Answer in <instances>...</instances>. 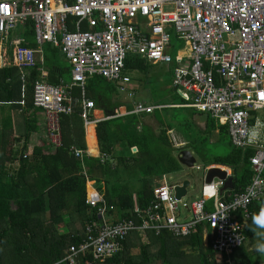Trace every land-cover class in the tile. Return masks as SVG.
<instances>
[{
    "label": "built area",
    "instance_id": "obj_1",
    "mask_svg": "<svg viewBox=\"0 0 264 264\" xmlns=\"http://www.w3.org/2000/svg\"><path fill=\"white\" fill-rule=\"evenodd\" d=\"M29 20L36 47L22 44ZM173 34L187 43L176 56L170 51ZM45 42L60 47L71 65L68 83L53 84L42 77L34 83L33 105L42 110L44 137L54 147L62 145V114H73L79 106L85 125L98 121L93 119L96 104L86 95L88 77L102 75L127 90L131 76L126 58L135 54L152 64L176 62L172 86L189 101L181 105L226 125L234 146L255 150L251 181L228 200L219 191L224 179L204 181L201 196L187 202L176 197L177 182L163 175L146 207L136 208L134 217L118 219L102 193L87 194L86 202L97 206L98 219L86 223L81 241L70 245L63 260L79 264L78 256L90 253L93 260L103 261L121 251L132 233L143 240L148 231L159 234L165 229L185 236L203 222L210 228L214 251L231 253L241 246L244 224L235 213L249 218L251 203L264 196V0H0L3 66L43 63ZM163 106L134 101L132 109L120 106L113 116L150 113ZM71 149L80 159L90 155L86 149ZM210 200L213 209L208 210ZM182 211L191 216L183 218Z\"/></svg>",
    "mask_w": 264,
    "mask_h": 264
},
{
    "label": "trees",
    "instance_id": "obj_2",
    "mask_svg": "<svg viewBox=\"0 0 264 264\" xmlns=\"http://www.w3.org/2000/svg\"><path fill=\"white\" fill-rule=\"evenodd\" d=\"M24 35L27 38L23 45L36 46L31 20L25 25ZM43 52L46 80L53 84L62 80L68 83L71 65L61 48L46 42ZM152 65L135 54L126 58L128 70L146 71ZM40 67L37 64L0 68V103L11 104L0 129V264H68L63 258L69 253L70 245L81 241L87 222L98 219L97 206L86 202L87 179L94 181L107 204L113 206L109 212H113L114 217H134L136 208H144L153 200L157 179L182 168L177 159L181 148L173 143L169 129L179 130L187 141L185 147L197 152L198 143L210 140L214 132L227 137L229 150L223 154L210 152L206 164H223L233 169L228 184L233 193L244 190L251 181L250 157L254 148L234 146L227 126L218 124L205 112H200L206 115L205 128L195 124L196 129L190 130L186 125L193 124L192 119L180 113L183 109L195 108L181 105L189 101L173 86L177 100L156 102L154 104L165 106L150 113L113 116L120 106L132 109L133 100L117 98L116 83L102 75H92L86 81V95L109 116L96 122L102 155L93 156L97 155V150L89 149L92 155L80 159L71 149L72 146L87 149L79 106L73 114L61 115V146L54 147L44 136L39 142L36 115L39 109L33 105V90L36 79L41 77ZM170 83L172 85V79ZM19 108L23 109V119L17 134L14 123ZM150 114L162 125L159 131L143 120ZM21 140L24 141L22 147L14 149V143ZM25 153L27 156L23 157ZM109 157L116 158L117 165L113 166ZM15 160L17 167H10ZM91 188L93 186H89L88 192ZM259 206L256 205L255 217L264 213V206ZM207 209H213L211 202L207 203ZM206 225L204 222L191 234L179 237L166 229L159 234L148 231L147 242L132 233L121 251L103 261L93 260L90 253L80 254L77 260L79 264H230L225 254L221 261L210 259L213 251L203 245ZM246 261L258 264L251 259Z\"/></svg>",
    "mask_w": 264,
    "mask_h": 264
},
{
    "label": "rangeland",
    "instance_id": "obj_3",
    "mask_svg": "<svg viewBox=\"0 0 264 264\" xmlns=\"http://www.w3.org/2000/svg\"><path fill=\"white\" fill-rule=\"evenodd\" d=\"M19 30V28H18ZM172 49L170 50L174 56L178 54V50L184 51L186 50V41L177 38L174 34L172 35ZM174 45V48H173ZM172 67L173 65L170 63H158L152 65V67L146 71H141L139 69H133L129 71V75L131 76V82L128 85L127 90H120L117 88V98H120L121 100H133L134 101H143L148 103H156L159 101H169V100H177L176 98V92L175 89L171 85V79H172ZM114 83V82H113ZM115 84V83H114ZM130 92H133L134 95L132 97L129 96ZM123 110V108H121ZM39 111L42 112L41 109ZM194 111V113H192ZM43 114V113H42ZM96 116H98V112H95ZM264 118V110H262L260 114ZM180 116H186L187 118L190 117L192 119L193 124L187 123L188 128L192 131L196 129L195 124L197 127L204 129L205 128V119L206 115L201 114L199 111L195 109H183V111L180 113ZM142 117V116H141ZM146 123L151 125L154 129L159 131L162 127V125L156 120V118L153 117L152 114L146 115L143 119ZM90 130V129H89ZM88 130V132H89ZM93 130V129H92ZM168 134L170 135L173 143L175 146L180 148H188L186 146V141L184 135L177 129H169ZM40 139H42L43 135L39 134ZM204 136H202L203 138ZM88 139V135H87ZM86 140V138H85ZM87 142V141H86ZM198 147L200 148L199 152L198 150L194 148H188L192 150L193 154L196 156V162L197 164L201 165L202 167L205 166L207 162V158H209V153H219L223 154L229 150L228 145V138L223 137L219 135L217 132H214L212 135V138L210 140H203L202 142L198 143ZM88 146V142H87ZM119 147V146H118ZM117 147V148H118ZM98 152V151H96ZM97 155H102L101 151L100 154L97 153ZM110 158V157H109ZM111 160V164L117 165L118 160L116 158ZM18 163L14 162V165H11L12 167L17 166ZM184 179H189L190 184L187 187L188 193L186 197L184 198L185 201L191 202L194 199H197L201 195V186L204 180V170L203 168L200 169H192L186 165H182L181 170L173 172L169 175V180L171 181H183ZM89 183V186H91V183ZM96 185V184H95ZM88 186V188H89ZM87 194L88 189H87ZM191 214L188 211H183L182 217L189 218ZM260 228L259 226H255L253 228V231H250V235H254L259 233ZM152 249H155L156 247H151ZM135 252H137V248L134 249ZM249 251L245 247H238L234 249V251L228 255L231 259L234 261H241L244 259H251L252 262L255 260H261L262 257L258 255L248 256ZM222 253L220 252H214L212 254V258H214L215 261H219L221 259L220 255ZM245 260V261H246Z\"/></svg>",
    "mask_w": 264,
    "mask_h": 264
},
{
    "label": "crops",
    "instance_id": "obj_4",
    "mask_svg": "<svg viewBox=\"0 0 264 264\" xmlns=\"http://www.w3.org/2000/svg\"><path fill=\"white\" fill-rule=\"evenodd\" d=\"M24 32H25V30H24ZM26 37V36H25ZM27 38V37H26ZM46 43V42H45ZM44 43V44H45ZM50 43V42H49ZM43 44V45H44ZM43 45H42V49H43ZM31 47H36V46H31ZM186 49H187V43H186V47H185ZM38 56H40V54H37V57ZM43 63H44V52H43ZM43 63H37V64H40L42 67H40V70H41V77L44 79V80H46V78H47V70H46V68L45 67H43ZM36 64V65H37ZM69 64V63H68ZM171 64V63H170ZM10 65H13V64H7V65H2V63H1V61H0V68L1 67H5V66H10ZM154 65V64H153ZM172 70H173V67H172ZM130 70H128V72H129ZM171 73H172V71H171ZM40 77V78H41ZM47 81V80H46ZM9 105H11V104H2V103H0V129H1V126H2V122H1V120H2V118H3V116L4 115H7L6 113H7V110H8V107H9ZM5 107V110L4 111H2V108H4ZM38 109V108H37ZM22 111H23V109L22 108H19V109H17V113H16V118H17V121H15V123H14V130H15V132L17 133V134H19V132L21 131V128H22V125H21V121H22V119H23V117H22ZM98 112V116H96V114H95V112ZM31 112V111H30ZM200 112V111H199ZM29 113V112H28ZM32 114H30V116H31ZM36 115H37V119H38V125H39V129H38V132H37V135H39V134H41V135H43L44 136V116H43V114H42V112L41 111H38L37 113H36ZM103 117H105V114H104V112L101 110V109H98L97 107L95 108V111H94V115H93V119L95 120H102V118ZM96 122L97 121H92L91 123H94V124H92V125H90L89 127H92V129H93V131H94V139H95V142H94V144L93 145H91V144H89V142H88V139H87V135H88V128L89 127H87L88 126V124L87 125H85V138H86V141L88 142V146H87V149L86 150H88L89 151V149H92V150H97L98 151V153L100 154V147H99V143H98V138H97V134H96ZM218 123V122H217ZM90 124V123H89ZM219 124V123H218ZM42 139H40L39 138V136H38V141L40 142ZM186 141V140H185ZM87 142H86V145H87ZM187 142V141H186ZM23 143H24V141L23 140H21V141H18V142H15L14 143V149H19V148H21L22 147V145H23ZM182 149V148H181ZM180 149V150H181ZM183 149H188V148H183ZM29 150H30V147H29ZM179 150V151H180ZM190 150V149H189ZM179 151L177 152V154L179 153ZM192 151V150H191ZM90 152V151H89ZM193 153V152H192ZM90 155H92L91 153H90ZM93 156H101V155H93ZM195 156V155H194ZM196 157V156H195ZM178 159V158H177ZM15 162V161H14ZM14 162L13 163H10L9 164V166L10 167H12L11 165H14ZM15 163H18V162H15ZM182 164V163H181ZM199 165V164H197V162L195 161V163H194V165ZM183 165V164H182ZM194 165H193V167H191L192 169H194L195 167H194ZM199 166H201V165H199ZM209 166V168L211 167V166H220V167H222L223 169H226L227 170V175L228 176H231L232 175V173H233V169L230 167V166H227V165H223V164H216V163H212V164H205V167H208ZM17 166H14V168H16ZM202 167V166H201ZM203 168V167H202ZM201 170V169H200ZM204 170V169H203ZM207 171H208V169L207 170H204V180H203V182L205 181V178H206V174H207ZM84 173H85V171H84ZM86 174V173H85ZM170 174H172V173H168V174H164V175H166V178H167V180L169 181V182H173V183H175V182H177V184H182V182L183 181H171V180H169V175ZM88 178V177H87ZM214 178H216V177H214ZM162 179V178H161ZM161 179H157V184L160 182V180ZM225 180V179H224ZM87 182H90L91 183V186H93V188H94V190H98L99 191V189L95 186V183H94V181L93 180H88L87 179ZM230 182V181H229ZM229 182L227 183V184H224L223 186H221V188H220V196H222V198L223 199H226V200H228L234 193H233V191L232 190H230L231 189V187L228 185L229 184ZM202 185H203V183H202ZM88 186H89V183H88ZM188 187V186H187ZM201 188H202V186H201ZM87 189H88V187H87ZM100 192V191H99ZM187 193H188V188H187V192H186V195H187ZM186 195L184 196V197H186ZM201 196V195H200ZM208 202H211L212 203V206H213V200H210V201H208ZM207 202V203H208ZM256 202V203H255ZM260 205L259 207L260 208H263V206H264V196H262L260 199H257V200H255L253 203H251V205H250V210H251V215H250V217L249 218H243V215H242V213L240 212V211H237L236 213H235V217L241 222H243V224H244V235H245V240H244V243L241 245V246H239L240 248H242V247H245L246 249H247V251H249L250 253H249V255L248 256H255V255H257L256 254V252L254 251V245L256 244V243H258V242H261V237L259 236V235H257V234H254V235H250V231H253V228L256 226V225H254V223H253V217H255V212H256V205ZM182 213H183V211H182ZM259 218H261V219H264V213L262 214V215H260V216H258ZM183 218H186V217H183ZM204 223V222H203ZM202 223V224H203ZM206 223V222H205ZM205 228L207 229L206 231H205ZM205 228H204V232H203V245L205 246V247H211L210 246V244H209V233H211V231H210V228L208 227V225H206L205 226ZM197 229V228H196ZM172 234V233H171ZM175 236V235H174ZM176 237H179V236H176ZM143 240V239H142ZM149 240V236H148V238L147 239H145V240H143L144 242H147ZM212 249V248H211ZM212 251H213V253L214 252H217V251H214L213 249H212ZM234 251V250H233ZM232 251V252H233ZM231 252V253H232ZM220 253H222L220 256H221V259L219 260V261H221L222 260V256L225 254L226 256H228V255H230L231 253H225V252H220ZM261 257V256H260ZM263 259H261V260H255L254 262H258V264H261V261L262 260H264V257H262ZM210 259L212 260V256H210ZM227 261L230 263V264H248L247 263V261H244V260H241L240 262L239 261H234L233 259H231L230 257H228V259H227Z\"/></svg>",
    "mask_w": 264,
    "mask_h": 264
},
{
    "label": "water",
    "instance_id": "obj_5",
    "mask_svg": "<svg viewBox=\"0 0 264 264\" xmlns=\"http://www.w3.org/2000/svg\"><path fill=\"white\" fill-rule=\"evenodd\" d=\"M177 158L180 163L188 166L193 167L196 157L189 149H181L179 153L177 154ZM214 177H218L221 179H225V184H227L229 181H231V176L227 175V170L223 169L220 166H211L208 168L205 181L210 182ZM190 180L184 179L182 184H176L174 187L175 195L177 198H182L186 195L187 192V186H189Z\"/></svg>",
    "mask_w": 264,
    "mask_h": 264
},
{
    "label": "clouds",
    "instance_id": "obj_6",
    "mask_svg": "<svg viewBox=\"0 0 264 264\" xmlns=\"http://www.w3.org/2000/svg\"><path fill=\"white\" fill-rule=\"evenodd\" d=\"M254 225L259 226L260 231L258 235L261 237V242H258L254 245V251L258 256L264 257V219L259 217H253ZM261 264H264V260L261 261Z\"/></svg>",
    "mask_w": 264,
    "mask_h": 264
},
{
    "label": "bare ground",
    "instance_id": "obj_7",
    "mask_svg": "<svg viewBox=\"0 0 264 264\" xmlns=\"http://www.w3.org/2000/svg\"><path fill=\"white\" fill-rule=\"evenodd\" d=\"M92 124H94V123H90V124H88V126L87 127H89L90 125H92ZM90 129V130H89ZM88 130H89V132H88V142H89V144H91V145H93L94 144V142H95V139H94V131L92 130V127H89L88 128ZM95 145V144H94ZM90 151V150H89ZM91 152V151H90ZM94 191V188H91L90 189V191L88 192L89 194L91 193V192H93Z\"/></svg>",
    "mask_w": 264,
    "mask_h": 264
}]
</instances>
